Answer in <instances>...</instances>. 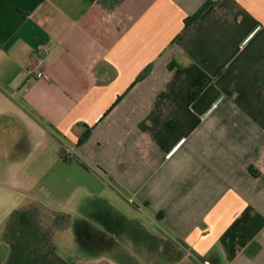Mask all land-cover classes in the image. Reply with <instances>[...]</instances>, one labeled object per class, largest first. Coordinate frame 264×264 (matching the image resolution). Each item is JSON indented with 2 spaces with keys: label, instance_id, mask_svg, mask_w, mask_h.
<instances>
[{
  "label": "crops",
  "instance_id": "0c3cea01",
  "mask_svg": "<svg viewBox=\"0 0 264 264\" xmlns=\"http://www.w3.org/2000/svg\"><path fill=\"white\" fill-rule=\"evenodd\" d=\"M0 264H264V0H0Z\"/></svg>",
  "mask_w": 264,
  "mask_h": 264
},
{
  "label": "built area",
  "instance_id": "2783aa9c",
  "mask_svg": "<svg viewBox=\"0 0 264 264\" xmlns=\"http://www.w3.org/2000/svg\"><path fill=\"white\" fill-rule=\"evenodd\" d=\"M40 64H43V62H44V60L43 59H41L40 61ZM35 78L36 79H43V80H46V81H50V77H49V75H47L46 73H44L43 71H40V72H38L36 75H35ZM28 89V87L26 88V90ZM224 98L223 97H221L214 105H213V108H215L217 105H218V103L219 102H221L222 100H223ZM183 142H185V140L183 139V140H181L180 141V143L172 150V151H170L168 154H167V158L169 159L170 157H171V155L173 154V152L177 149V147L180 145V144H182Z\"/></svg>",
  "mask_w": 264,
  "mask_h": 264
},
{
  "label": "trees",
  "instance_id": "16d2710c",
  "mask_svg": "<svg viewBox=\"0 0 264 264\" xmlns=\"http://www.w3.org/2000/svg\"><path fill=\"white\" fill-rule=\"evenodd\" d=\"M203 10L200 11L198 14H196L195 16L189 18L186 22H185V28H187L188 26H190L192 23H194L202 14ZM203 83L200 85V87L197 89L198 91H200V89L203 87ZM89 137V135L86 136V139Z\"/></svg>",
  "mask_w": 264,
  "mask_h": 264
},
{
  "label": "rangeland",
  "instance_id": "374dc122",
  "mask_svg": "<svg viewBox=\"0 0 264 264\" xmlns=\"http://www.w3.org/2000/svg\"><path fill=\"white\" fill-rule=\"evenodd\" d=\"M224 98V97H223ZM175 129H178V128H175Z\"/></svg>",
  "mask_w": 264,
  "mask_h": 264
}]
</instances>
